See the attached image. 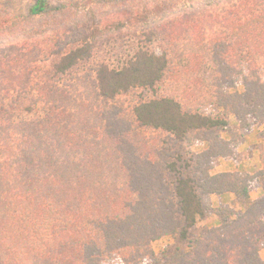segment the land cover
Returning a JSON list of instances; mask_svg holds the SVG:
<instances>
[{
	"label": "trees",
	"instance_id": "1",
	"mask_svg": "<svg viewBox=\"0 0 264 264\" xmlns=\"http://www.w3.org/2000/svg\"><path fill=\"white\" fill-rule=\"evenodd\" d=\"M52 9L35 0L29 14ZM13 24L0 13V35ZM154 33L159 51L71 84L90 41L0 48V264H264V194L250 196L264 152L256 173L213 172L264 125V0H225ZM191 140L205 148L185 154ZM226 193L240 212L214 205ZM214 209L218 225L191 237ZM163 237L175 243L157 254Z\"/></svg>",
	"mask_w": 264,
	"mask_h": 264
},
{
	"label": "rangeland",
	"instance_id": "2",
	"mask_svg": "<svg viewBox=\"0 0 264 264\" xmlns=\"http://www.w3.org/2000/svg\"><path fill=\"white\" fill-rule=\"evenodd\" d=\"M34 1L0 0V13L12 16L14 23L11 32L0 35V48L26 42L35 44L47 38L54 52H60L65 47L70 49L84 44L85 40L90 41L94 45L91 60L63 76L64 83L71 84L92 74L99 63L119 65L128 61L141 46L159 51L161 41L154 32L160 27L185 14L215 10L225 0H50L52 11L42 16H31L29 11ZM55 55L53 53L52 56ZM206 75L209 77V74ZM66 86L64 88H73L72 85ZM204 112L215 114L217 110L207 107ZM204 148L201 141L191 140L184 143L182 151L185 154L196 153ZM216 212L217 209H214L207 214L208 217L199 218L191 230V237L216 224L210 221ZM174 243L173 238L163 237L154 242V249L161 254ZM261 253L264 260V245ZM108 264H119V261L113 259Z\"/></svg>",
	"mask_w": 264,
	"mask_h": 264
},
{
	"label": "crops",
	"instance_id": "3",
	"mask_svg": "<svg viewBox=\"0 0 264 264\" xmlns=\"http://www.w3.org/2000/svg\"><path fill=\"white\" fill-rule=\"evenodd\" d=\"M232 130H238V125L234 122L231 125ZM223 137H228L223 134ZM264 152V125L255 123L248 131L244 132L243 138L237 148L235 158H221L218 160L214 173L220 172H245L256 173L261 170L260 154ZM264 194V181L250 192L252 199H257ZM216 207H230L235 212L243 209L242 204L233 193H226L224 195H212L211 197ZM210 221L219 223L217 216ZM262 254V253H261Z\"/></svg>",
	"mask_w": 264,
	"mask_h": 264
}]
</instances>
